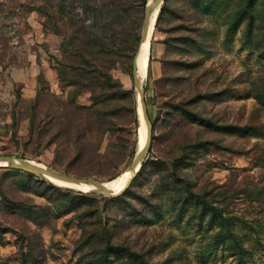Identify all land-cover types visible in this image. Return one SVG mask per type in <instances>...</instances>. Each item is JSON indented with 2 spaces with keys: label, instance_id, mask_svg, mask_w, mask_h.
I'll return each mask as SVG.
<instances>
[{
  "label": "rangeland",
  "instance_id": "1",
  "mask_svg": "<svg viewBox=\"0 0 264 264\" xmlns=\"http://www.w3.org/2000/svg\"><path fill=\"white\" fill-rule=\"evenodd\" d=\"M122 1L112 26L59 0H0V156L100 182L126 172L148 0ZM246 4L167 1L142 79L145 169L119 198L0 168V264H264V0L251 36L233 27ZM191 193L229 227L187 212Z\"/></svg>",
  "mask_w": 264,
  "mask_h": 264
},
{
  "label": "water",
  "instance_id": "2",
  "mask_svg": "<svg viewBox=\"0 0 264 264\" xmlns=\"http://www.w3.org/2000/svg\"><path fill=\"white\" fill-rule=\"evenodd\" d=\"M164 1L165 0H148L147 1V4L145 6V13H144V19H143L141 36H140L139 42H141V40L143 39V37L145 36L147 32L152 12L158 9V13H159L160 7L164 3ZM137 53L138 51H136V55ZM133 83H134L136 93H138L139 95V103H140L141 112H142L144 121L147 126V135H146L145 143L137 151L132 163L127 168L129 178L126 181L125 185L119 191L110 192L108 188L106 187L105 183L100 182L93 178H72L56 170L42 167L28 160H22V159H18L12 156H0V168H10L12 170L20 171V172L32 175L38 179L47 181L52 184L54 182H57L63 185H77V184L88 185V186L93 187L94 190L105 194L108 199H115V198L120 197L130 187L132 181L139 173L142 167V164H143V158L145 154L147 153L150 147V143H151L152 124H151V121L147 113V107H146L145 100H144L142 85L140 84V80L137 75L134 60H133ZM58 187H63V186L59 185ZM64 188L72 189L67 186H65Z\"/></svg>",
  "mask_w": 264,
  "mask_h": 264
},
{
  "label": "trees",
  "instance_id": "3",
  "mask_svg": "<svg viewBox=\"0 0 264 264\" xmlns=\"http://www.w3.org/2000/svg\"><path fill=\"white\" fill-rule=\"evenodd\" d=\"M167 1L168 0H165L163 5L161 6L160 13H159L158 18H157V23L160 22L163 14L165 13ZM217 1H219V0H206V2H207L206 10L212 9V6H214ZM257 1H259V0H247L245 12H244L245 15H242L241 11L235 15V17H237L236 18L237 22H235L233 27H236V23L240 24L244 20H248V22H249L248 27L249 28L247 31V35L250 34V36L252 35L253 31H255V29H254L255 28V22L257 20V18H256V3H257ZM59 2L61 4L60 10L63 13H66L67 15L72 14V12L74 10H76L79 6H81V7H79V9L84 10V13H86V14L104 13L107 16L111 15L112 20H108V22H110L109 24L110 25L112 24V26L115 25V23L120 19V17L124 13V9H123L124 4H123L122 0H104V1L103 0H59ZM75 6H78V7L76 8ZM245 16H247V19ZM144 169H145V164H143L138 175L132 181L131 185L135 182V180L138 179L139 175L141 174V172ZM14 171H16V170H14ZM17 172H20V171H17ZM20 173H23V172H20ZM26 175L28 177H32V175H29V174H26ZM39 182L43 187H45L46 190H49L52 192H58L59 194H62V192L64 191V190H62V188L55 187L52 183H49L47 181L39 179ZM185 192H186V190H185ZM182 193H184V191ZM191 194L193 196V198L191 199L192 202L194 199H196V201H195L194 205H192L193 203L190 206L188 204L187 212L189 210H191V208H196V209L200 208V217H201V219H208L209 220V227H218V228L229 227L228 223L230 221L223 217V213L221 211H219L218 209L213 207L212 204L207 203L205 201L204 195H201L200 193H195V195L193 193H191ZM63 197H65L64 194H63ZM115 199H117V198H115ZM110 200H113V199H110ZM61 208H63V207H61ZM63 210L65 211L66 209H63ZM102 254L104 255V252Z\"/></svg>",
  "mask_w": 264,
  "mask_h": 264
},
{
  "label": "bare ground",
  "instance_id": "4",
  "mask_svg": "<svg viewBox=\"0 0 264 264\" xmlns=\"http://www.w3.org/2000/svg\"><path fill=\"white\" fill-rule=\"evenodd\" d=\"M157 16H158V9L153 11L151 14L147 32L145 36L143 37V39L141 40V42L139 43V46L137 49L138 53L134 58L137 75H138L141 85H142V79H144L146 76V70H147L148 59H149V51H150V42H151V37H152V33H153V29H154ZM137 98H138L139 119H140V128H141V138H140L139 145H138V150H139L145 143L146 135H147V126H146V123L144 121V118L141 112L138 93H137ZM128 178H129V174L126 170V172L122 174L119 178L112 180V181H106L103 183L106 184V187L108 188L110 192H117L125 185ZM57 184L63 187L67 186L72 189L81 190V191H93L94 190L93 187L88 186V185H82V184H77V185H63L61 183H57Z\"/></svg>",
  "mask_w": 264,
  "mask_h": 264
}]
</instances>
